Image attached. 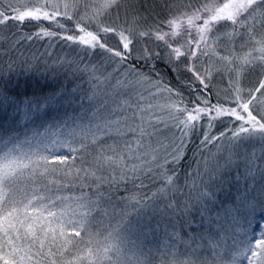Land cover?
Returning a JSON list of instances; mask_svg holds the SVG:
<instances>
[{
	"label": "snow or ice",
	"instance_id": "snow-or-ice-1",
	"mask_svg": "<svg viewBox=\"0 0 264 264\" xmlns=\"http://www.w3.org/2000/svg\"><path fill=\"white\" fill-rule=\"evenodd\" d=\"M157 7L167 11L164 20ZM13 21L37 22L39 31L22 39L81 45L55 63L77 79L87 75L89 87L61 85L19 101L9 93L11 75L23 74L16 62L7 80L0 72V108L12 110L10 127H0V264H126L129 235L151 230L149 210L174 220L160 264H264V227L254 239L249 219L264 218V164L257 163L264 161V0H160L147 8L140 0H0V29ZM109 35L118 38L115 47ZM142 41L156 48H137ZM97 50L107 54L110 72L84 63ZM160 59L190 74L183 86L195 99L186 101L154 64L148 73L137 66ZM45 110L63 115L23 138L11 127L16 117L27 123ZM217 121L227 126L211 135ZM198 131L201 148L216 144L224 163L194 161L181 185L180 164ZM240 156L245 166L233 196L229 173ZM128 184L158 187L142 199L122 198L136 219L125 210L113 224L114 198ZM176 223L188 226L186 238Z\"/></svg>",
	"mask_w": 264,
	"mask_h": 264
},
{
	"label": "rangeland",
	"instance_id": "rangeland-1",
	"mask_svg": "<svg viewBox=\"0 0 264 264\" xmlns=\"http://www.w3.org/2000/svg\"><path fill=\"white\" fill-rule=\"evenodd\" d=\"M159 2L160 0L154 1V3H159ZM149 6L151 5L149 4L147 7ZM164 11L165 12L162 14L161 11L159 10V7L156 8V12L160 13L157 19L164 20L166 18L167 11L166 10ZM153 15H155V13ZM62 22L72 23L71 21H62ZM150 22L152 21L150 20ZM72 26L74 27L73 23H72ZM117 39H118L117 37L109 35L106 39V42L110 46L115 47L117 43ZM35 43H36L35 50L37 52L36 53L37 56L31 55L28 57V60L30 62L34 60L35 65L34 67H32L33 71L34 72L39 71V74L44 75L46 77V82L48 86H52L54 90V89H58L61 85H67V87L71 89L74 86V84H81L83 86V90L86 91L88 89L89 85L86 83L88 79L87 75H84L82 78L77 79L76 77L72 75V71L67 67V65L61 68L55 63L58 58L64 57L65 55L69 57H75L77 53L81 52V49H82L81 45L71 44V46H69L70 42L57 40V39H52L50 41L49 38L37 39L35 40ZM49 43H51L52 47H49ZM145 44L150 48H156V44L151 41H142L138 43L136 47L140 48ZM46 51L50 52L51 56L45 55L43 56V58H40L41 54H44ZM33 57H36L37 59H33ZM89 61H91L92 64L96 65L100 71H104L105 68L109 72L112 70V66L108 63L107 54L103 53L101 50H97V52L94 55L88 56L87 59H85L84 63L87 64ZM80 75H81L80 73H77V77H79ZM45 77H43L42 79H45ZM46 95L48 94H45L43 96H35L34 98H30V99L40 98ZM221 96L223 97V95ZM20 107L23 108V104H21ZM74 107L76 106L74 105ZM71 111H72L71 109H68L69 113H71ZM45 112H47V114H45ZM45 112H41L37 116H34V119L31 124L32 127L29 131L28 130L26 131V129H28L26 126L21 127L20 129H19V126H16L17 130H21V131H18L21 138L24 137L26 132L28 135H31V131L33 129L41 130L40 126L44 124L45 122H48V123L52 122L53 117H56L58 115L59 116L63 115V110H61L59 113L51 111V110H45ZM6 121L8 123L10 122L9 120H5V122ZM16 121L20 126L22 125V123L18 119H16ZM219 123L221 122L217 121L216 126L219 125ZM216 126L211 129V132H210L211 135H217L220 131L225 130V128L220 129L219 127H216ZM213 129H214V132L212 133ZM204 130L206 131L207 128L205 127ZM201 138H202L201 133L198 131L197 134L192 137L191 139L192 142L188 143L187 145V147L188 146L190 147V145L193 144L194 141L198 139L196 150H194L192 154L189 165L186 168H184V170H181V180H180L181 185H183L184 183V175H183L184 171H191L196 168V164L194 163V161H200L203 157V158H207L210 162H215L216 159H219V162L221 164L224 163L222 149L221 151L218 152V148L216 144L208 145L207 148H201L200 146ZM223 146L224 147L227 146V141L223 142ZM257 155L258 156L260 155L259 145H257ZM257 163L264 164V161H257ZM244 166H245L244 158L243 156H240L236 158V164L232 167L231 172L229 173V175L233 179V186L230 189L231 194L233 196L236 193L235 176L238 171L239 173H243ZM201 168H203V164H201ZM204 180L205 182H207L208 177L204 176ZM184 191L187 192V189H184ZM152 192H150L148 195H151ZM193 195H195V193H193ZM145 196L139 197V199H142ZM219 198L221 200L226 199L223 193L219 194ZM179 199L182 200L184 199V197H179ZM120 203H121V206L123 207H121V209H119L117 212L116 211L114 212V214L118 213V216L116 219H114V221L112 219L113 221L112 223L114 224L116 221H118L120 219L119 214L125 210L128 212H132L133 215L131 218L135 220L136 217L131 207V202H128L126 200H121ZM149 218H151L150 219L151 230H145L147 232L146 235H141L139 232H135L129 235V239L126 242V249H125L126 254H127L126 264H135L137 258H140V259L149 258L152 260V264H160L159 257L164 250V246L166 243L170 242L168 236L166 235V230L168 233H171L173 231L172 225H173L174 220L170 219L169 217H162L159 213L154 215L151 212V210L148 211L144 219L147 221ZM240 219L243 222V219H244L243 216L240 217ZM249 219H251V221L253 222L250 231L256 234L254 236V239L258 238L260 227H263L264 225V218H262V215L260 213H257L255 217H249ZM197 223H198V218H197ZM186 227L188 228V226ZM245 227H247V225H245ZM175 230L177 231V223L175 225ZM188 230L190 229L188 228ZM181 236L186 238V234H183ZM158 249L160 251H157ZM240 264H247V260L246 259L241 260Z\"/></svg>",
	"mask_w": 264,
	"mask_h": 264
},
{
	"label": "trees",
	"instance_id": "trees-1",
	"mask_svg": "<svg viewBox=\"0 0 264 264\" xmlns=\"http://www.w3.org/2000/svg\"><path fill=\"white\" fill-rule=\"evenodd\" d=\"M155 0H140V2L143 4L145 8L147 6L153 5ZM161 13L163 14L165 11L162 8H159ZM44 27H50L52 30L61 31L58 29H55L50 22L43 21L41 22ZM37 22L35 21H25L23 24H17L16 22H11L9 25L4 26L2 29H0V72H3L6 74L4 76V79L7 80L8 76V64L11 61L16 62L15 66V73H23V74H12L11 75V84L9 86V93L10 95L17 98L19 101L28 100L30 98H34L35 96H43L45 94H49L53 91L52 86H48L46 82V77L44 75L39 74V71L34 72H24V68L27 67V64L24 63V61H27L28 64H30L32 67H34L35 62L32 60L30 62L28 60L29 56H37L36 50H35V40L37 38H33L31 41L27 39H22L25 35H32L33 33L39 31L38 27L36 26ZM65 25L68 29L74 28L72 26V23L65 22ZM69 34H76V33H69ZM14 40H20L21 42L16 46L15 49L12 48V45L14 43ZM153 64H154V72L159 74V77L165 81L169 82L172 86L178 87L181 89V91L185 95L186 101L195 99L194 95H190V89H187L183 86V81H186L190 79V74L185 72H180L177 74L175 71L172 70V67L167 64L166 60L160 59L156 61L148 62L147 64L138 63L137 66L142 68V70L145 73H148L150 71H153ZM45 77V79H42ZM49 89V90H48ZM215 91V89H214ZM217 97L215 94L212 95V100L215 102ZM221 101L223 102V97L221 96ZM11 108H0V127L3 128H9L10 122L8 123L5 120H8V115L11 113ZM15 119L19 120V117H16ZM22 123V122H21ZM5 124V125H4ZM32 121H29L27 123H22L20 126L18 123L11 125V127L15 128V131H21L17 130L16 126H19V129L21 127L26 126L28 129L26 131L31 129ZM227 126V121L224 123H219L216 127H219L220 129L225 128ZM214 132V129L212 130V133ZM198 140V139H197ZM197 140L194 141L193 144L190 145V147H187L186 150V156L185 159L181 161L180 168L181 170H184L189 165L190 159L192 157V154L194 150H196L197 146ZM192 142V141H191ZM148 182L146 181V184ZM158 186V184H150L148 187L144 189H139L134 187L132 184H128L127 188L121 187L117 194L116 198H114L113 202V208L117 212L119 209H121V200H124L122 198L135 196L139 199V197L148 195L150 192L155 190V188ZM146 193V194H144ZM150 196V195H149ZM112 210L111 208L109 209ZM120 213V212H119ZM118 216V213L114 214V219H116ZM99 219V217H98ZM111 220V222H113ZM109 223V220L105 218L104 220V226L106 227ZM253 224V222H252ZM264 227V225H263ZM199 231V228L196 229ZM177 231L180 233V235L187 234L190 230L186 227V225H182L181 223H177Z\"/></svg>",
	"mask_w": 264,
	"mask_h": 264
}]
</instances>
